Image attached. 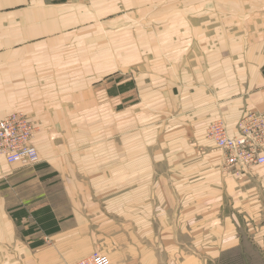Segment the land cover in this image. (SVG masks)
I'll return each mask as SVG.
<instances>
[{
	"label": "crops",
	"instance_id": "0c3cea01",
	"mask_svg": "<svg viewBox=\"0 0 264 264\" xmlns=\"http://www.w3.org/2000/svg\"><path fill=\"white\" fill-rule=\"evenodd\" d=\"M81 1L0 0V120L23 112L41 158L0 155V264L95 249L109 264H205L209 241L212 256L236 248L264 222V164L225 166L206 128L221 118L237 135L264 112V0ZM82 9L114 18L85 43Z\"/></svg>",
	"mask_w": 264,
	"mask_h": 264
},
{
	"label": "built area",
	"instance_id": "2783aa9c",
	"mask_svg": "<svg viewBox=\"0 0 264 264\" xmlns=\"http://www.w3.org/2000/svg\"><path fill=\"white\" fill-rule=\"evenodd\" d=\"M239 134L231 135L226 122L216 119L207 127V137L222 152L224 164L240 171L264 164V112L252 110L240 119ZM36 126L23 112H13L0 120V155L8 163L32 165L40 162L33 143ZM71 264H109V257L95 249Z\"/></svg>",
	"mask_w": 264,
	"mask_h": 264
},
{
	"label": "rangeland",
	"instance_id": "374dc122",
	"mask_svg": "<svg viewBox=\"0 0 264 264\" xmlns=\"http://www.w3.org/2000/svg\"><path fill=\"white\" fill-rule=\"evenodd\" d=\"M92 1L93 0H91V1L90 0H82L81 2L84 4V6H87V5H92L93 4V3H91ZM123 3H124V5H122V8L127 9L130 7H133L131 4L132 3L135 4L136 1H132V3H131V1H130V3L127 1H123ZM125 4H129V5L127 6ZM135 5H137V4H135ZM141 5H142V3H141ZM141 5H138V7L141 8ZM133 8H135V7H133ZM81 11L82 12H81V16L79 17V19H80L79 23H80V27H81L82 31L80 34L79 33L76 34V38H77V40H81L82 43H85L84 39H88V35H89L88 28L90 25L91 26L97 25L98 26L97 28L99 30L100 29L104 30V26H105L106 21L114 19V18H111L109 16L97 15L94 12H92V14H91L88 11H84L83 9ZM79 13L80 12H78V14ZM78 14H76V15H78ZM74 18L75 17H73V19ZM73 19L71 18V23L68 25H70V26L73 25L72 24ZM128 19L131 21V20H135L136 18L130 17ZM77 24H78V22H77ZM117 33H116V35L109 36V38L106 37V40L111 38L114 41L115 40L119 41L121 39V34H117ZM100 35H102L101 36V37H103L102 39L105 38L104 37V31ZM61 39H63L65 42H71L73 40L72 32H66L65 34L62 35ZM89 51H90V49L87 47L81 51L83 54L81 57V61H86V63L80 65V71H79L80 73H83L85 68H88V61L87 60H88V56H89ZM97 51L99 52L100 56H103L100 58V60L104 61L106 58V56L104 55V49H98ZM164 51H166V50H163V52ZM64 52H65L64 62L66 63L64 65L65 66V72L66 73H72L73 67H74L71 63L72 58H73L71 56L72 48H66ZM122 52H124V50L114 49V50H112V52H110V54L113 53V57L118 59V62H120L121 57H122L121 56ZM128 54L130 56L135 57L136 56V50L129 49ZM77 72L78 71L75 69L74 73H77ZM64 86H65V88L71 89L73 87V82L72 81H65ZM38 131H39V129H36L35 135L33 137V143L37 147V149H38V146L36 145L35 140L38 136ZM206 136H207V128H206ZM38 151H39V149H38ZM39 155H40V151H39ZM262 209H263L262 211H264V208H262ZM242 219H244L246 222L248 221V220H246L247 217H244ZM257 219H259V216L257 217ZM254 222H256V223H254ZM250 226L253 229V233H251V235L242 233L241 236L243 239L241 240L239 246L237 244L235 246L236 248L229 247L228 250L222 251L221 254L218 256H214V255L212 256L211 255V246L215 245L216 243H214L215 241H209V254H210V256H208V258H203V262L205 264H264V222L260 221V219L259 220L253 219V224ZM242 228H243V230H244V228H247L246 224L243 223ZM193 245L195 247V244H193ZM196 248H197V245H196Z\"/></svg>",
	"mask_w": 264,
	"mask_h": 264
}]
</instances>
